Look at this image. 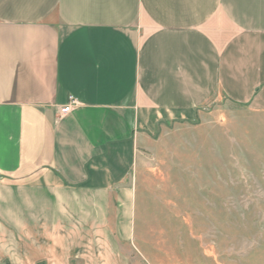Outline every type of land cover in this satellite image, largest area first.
Returning <instances> with one entry per match:
<instances>
[{"label":"crops","instance_id":"0c3cea01","mask_svg":"<svg viewBox=\"0 0 264 264\" xmlns=\"http://www.w3.org/2000/svg\"><path fill=\"white\" fill-rule=\"evenodd\" d=\"M215 93L264 113V0H0V264H127L140 146Z\"/></svg>","mask_w":264,"mask_h":264},{"label":"rangeland","instance_id":"374dc122","mask_svg":"<svg viewBox=\"0 0 264 264\" xmlns=\"http://www.w3.org/2000/svg\"><path fill=\"white\" fill-rule=\"evenodd\" d=\"M139 150L127 264H264V113L215 93Z\"/></svg>","mask_w":264,"mask_h":264},{"label":"built area","instance_id":"2783aa9c","mask_svg":"<svg viewBox=\"0 0 264 264\" xmlns=\"http://www.w3.org/2000/svg\"><path fill=\"white\" fill-rule=\"evenodd\" d=\"M77 104H78V100L72 95H69L68 102L60 108V113L64 114L69 112Z\"/></svg>","mask_w":264,"mask_h":264}]
</instances>
